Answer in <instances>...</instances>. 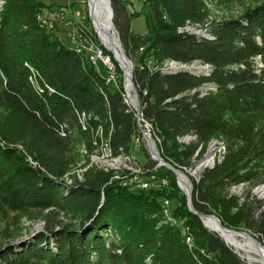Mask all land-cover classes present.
<instances>
[{"label":"trees","instance_id":"1","mask_svg":"<svg viewBox=\"0 0 264 264\" xmlns=\"http://www.w3.org/2000/svg\"><path fill=\"white\" fill-rule=\"evenodd\" d=\"M3 1L0 264H244L189 211L170 171L149 165L155 171L147 177L166 185L136 192L96 169L82 182L73 177L101 140L114 157L129 156L141 140L136 120L120 90L105 86L91 64L52 35L55 28L40 24L38 15L50 8L45 0ZM223 2L144 0L122 27L115 11L113 20L123 53L140 52L132 83L162 159L183 171L210 141L224 144L223 160L202 170L193 185V211L216 215L223 227L243 225L264 247V211L254 216L256 203H241L230 191L264 183V0L215 16ZM140 14L146 30L138 34L129 19ZM186 27L206 31L195 35ZM171 63H199L205 71L164 73ZM187 137L192 140L182 143ZM67 176L71 186L61 181ZM161 200L176 201L172 215L179 224L158 226ZM33 219L42 222L43 233L18 245L23 222Z\"/></svg>","mask_w":264,"mask_h":264},{"label":"rangeland","instance_id":"2","mask_svg":"<svg viewBox=\"0 0 264 264\" xmlns=\"http://www.w3.org/2000/svg\"><path fill=\"white\" fill-rule=\"evenodd\" d=\"M109 2H110V6L112 9V13H113L112 23H113L114 33L118 39L120 49L123 53L122 45H121V42L119 40L118 30L116 29L115 24H114V20H113L114 11H115V17L117 19L118 25H119V27H122L124 25V23H126L129 15L137 14L140 12L144 0H114V1L109 0ZM253 2H254V0H224V2L221 5H219L218 8H216L214 15L223 17V16H226V14H227V16H229L231 14H236V13L241 11L242 5H250ZM45 3L47 5H50V8H47L42 13V15H44V17H47V15L49 13H53L54 10L64 9V11H65V12H61L62 13L61 18H63V20L59 23H56V25L54 27L55 30H54V32H52V35H54V36L56 35L57 39L62 44L66 45V46L67 45L72 46V44L69 43L70 37H71L70 34L74 33V32L77 33L79 30L78 28L82 27V29H84L83 31H85L86 33H90L88 35H90V36H91V34L94 35V38L96 39V42H97V44H96L92 38L93 42L95 43L94 46L100 48L99 49V50H101L100 52L102 53V55L104 54V51L101 49L103 47V45L101 44L100 40L98 39V37L95 33V30L93 28V25H92L93 23H92L90 14H89V4H88L89 0H62V1H53V2L45 0ZM52 3H55V4H52ZM129 28H130V31H132L134 33H138V34L144 33L146 30L144 16L142 14H140L138 16L131 17L129 19ZM202 30L206 31V29H202ZM194 32H196V31L194 30L190 33H194ZM106 52L108 53V51H106ZM123 55L132 64L131 66L133 67L134 64L136 65L138 63V59L140 57V52L135 54L134 56H129V57H127L124 53H123ZM107 56H109L111 58L110 59L111 61L113 60L112 56L109 53L107 54ZM144 62L149 67L151 66V62L149 59H145ZM170 65L173 66L172 63L169 64V66ZM113 67L118 71V73H120V79L122 82L124 80L123 79V73L120 72L121 70H119V68L116 65ZM136 94H137V92H136ZM190 140H192V138L187 137V138L182 139L181 141H182V143L186 144ZM157 147H158V143L156 144L155 148H157ZM157 149H156V151H157L159 157L162 159V152L160 151L159 147ZM207 156L208 155H206V152L203 155H198L196 157V159L192 162L191 166L187 169H183V171L180 169H174L173 168L174 166L172 164L165 162L163 159L162 160L166 165L162 166L154 158L151 157V155L147 149V146L141 137V140H139V143H138V139L137 140L135 139V143L131 145L130 150H129V156H127V158H128L127 160H124L123 158L112 159L111 153L104 150V151H102L101 156H92L91 157L92 159L90 158L88 163H86L88 166L86 164H84L85 166L83 165V166H78L77 169L75 168L73 170L74 172H72V175L78 182H80V181L82 182L84 179V174L87 171H89L91 169H96V170H100L103 172L108 171V173H112L113 177L114 176L120 177V176H122L123 171H120L117 169L118 165H119V164H117V161H121L124 164H129L130 166L132 165L133 168L130 167L131 169H134V163H135L137 165V167H139V170H140V173L138 174L137 178H139V180H143V181L148 182L149 185H146V189L148 190V189H159L160 187H163L159 179H155L153 177H147L148 174L155 171V169H152L153 171L150 172V170L148 169L149 165L155 164L154 166L156 169H163L165 171H170L174 175V173L168 168V167H171L176 172H178V174L182 173L188 180L190 192L187 194V192L183 188V185L180 183L179 179L176 177V175H174L175 179H176L177 187L180 190V192L183 194V196L186 200V204H187V196H190V199H191L193 185H194V183H196L198 181L200 173L202 172V170H204V166L202 165V163L204 160H206ZM28 162L31 166H33L31 160H28ZM73 177L67 176V178H63L61 181H63L64 185L71 186L72 183L74 182ZM147 178H149V179H147ZM69 179H71V184H69L70 183ZM112 181H115V179H112ZM116 183H117V185H119L121 187L128 188L132 192H136V191L140 190L139 186L132 185V183H127V182H123V181H116ZM134 183H136V182H134ZM262 185H264V183L255 187V188H252V189H247L246 186L240 185V186L232 187L230 191L233 195L239 197L241 203L244 201V198L248 199V201H250V202H255L257 208L254 211V216H257L260 212L264 211V199L259 198L258 195L255 193V190ZM165 201L168 202L167 205H166ZM160 203H161V207H162V217L160 219L158 226L165 225V224H171V225L179 224V221L177 219H175L172 215V212H173L175 206L177 205L176 201H174V200H172V201L161 200ZM213 216H215L218 219V217L216 215H213ZM2 220H3L2 214L0 211V225L2 224ZM23 227H24V232H23L22 237L30 236L33 233H35L36 231H39V233H43V229H41L43 227V224L41 221H37L34 219L30 220V221L28 220V222H23ZM224 228L229 229V230H233L236 232H240L241 234L242 233L248 234L256 242H258L261 246H263V244L259 240L256 239L257 237H255L247 229L243 228V225H241V224H238L237 226H234L231 228L230 227H224ZM208 231L211 232L210 230H208ZM211 233H213V232H211ZM217 236H219V235H217ZM237 238H238V241L240 243H243L242 238H239V237H237ZM222 241L225 243L224 239H222ZM26 242H28V241H25L22 244V246ZM225 245H227L233 251V253H235L239 257V259L244 264H259L258 262L252 261V259H254V257L252 255H247L246 253L236 249L233 246L228 245L227 243H225ZM17 248H20V247L17 246ZM249 256H250V258H249Z\"/></svg>","mask_w":264,"mask_h":264},{"label":"bare ground","instance_id":"3","mask_svg":"<svg viewBox=\"0 0 264 264\" xmlns=\"http://www.w3.org/2000/svg\"><path fill=\"white\" fill-rule=\"evenodd\" d=\"M108 1L109 0H89V6H90L91 20L93 23L92 25H93V28L95 30V33H96L98 39L100 40L101 44L103 45V48L106 51H108V53L112 56L113 60L111 61L110 60L111 58L109 56H105L104 54L102 55V53L100 52L101 50H99L100 48L94 46L95 43L93 42L92 37L90 35H88L90 33H86L85 31H83L84 29H82V27L78 28L79 30L76 34H79V36H81V39L83 42H90L91 41L92 47L94 48V50L97 51L98 54H100L104 60H107V63L109 65H102V67H101L100 65L95 63L94 59H90L88 53L85 52L83 49L77 48L76 46H71V48L75 52V54H77V56H79V58L81 57L85 62L91 64L95 68L96 74L99 76H102L105 86H109V87L112 86V87L120 90L121 95H122L123 100H124V103L130 107V109L134 115V119L136 120V124H137V130H138L140 136L142 137V127L139 124V122H137V117L135 116V108L132 105L131 99L128 98V95H127V93H125V91H121V87H120L118 81L116 79H114L113 77H111L112 69H113L114 73H118V71L113 67L116 65L119 68V70H121L120 72H122L124 75L126 90H128V91L132 90L130 82L128 80L129 64L127 63V59L124 57V55L120 49L117 37L114 33L113 23H112V18H111V13H110V9H111L110 7L111 6L108 5ZM3 2H4L3 0H0V7L2 6ZM61 15H62V13H61ZM37 20L40 22V24L42 26H44L45 28H47L49 30L54 29V27H55V23L51 22V19H47V17H44V15H42V14L38 15ZM59 20H60V18H56V23H58ZM194 30L196 32L191 33V34L200 35V34L205 32L202 30H196V29L191 28V27L185 28V32H187V33H190ZM194 64H199V63H194ZM168 67H180V66H168ZM102 71L104 72V74H102ZM204 71H205V68H204L203 72ZM203 72H201V73H203ZM138 106L140 108L139 101H138ZM78 119H79V122L81 123L82 126L85 125L84 123H85L87 118L84 114L79 115ZM97 134H98V136H100L101 131H99V133H97ZM146 135H148V137L151 138L153 151H156V149L158 147L160 149V140L156 137V135L153 132L152 126L148 122H147V127H146ZM156 142L158 143L157 148H155L156 144H157ZM104 150L111 153L112 159H116V158H123L124 160L128 159L127 156L114 157L112 155V152L110 150L108 143L106 141H103V140H101V142L98 146V150L94 154H92L89 157V159L92 156H101L102 151H104ZM160 151H161V149H160ZM205 152H206V155H208V156L206 157V160L203 161L202 165L204 166V169L205 168L211 169L214 167L215 164L220 163L223 160L224 154H225V147H224V144L221 140L214 139V140L209 142ZM152 154H153V156L156 157V154L154 152H152ZM117 164H119L117 169L120 171H124L125 164L122 163L121 161H117ZM32 165L35 166L34 163ZM126 166H127V169L133 168V166L132 165L130 166L129 164H126ZM76 169H77V167H76ZM106 173H108V171ZM178 177H179L180 183L183 185L184 190L187 193H189L190 190H189V183H188L187 178L182 173H179ZM65 178H67V177H65ZM112 179H115V176L111 177V181H112ZM69 180H70L69 184H71V179H69ZM255 193L258 195L259 198L264 199V185L257 188L255 190ZM202 221L208 230L219 235L222 239L225 240V242L228 245L235 247L236 249L246 253L247 255H252L254 257V259H252V261L258 262L259 264H264V247L261 246L258 242L254 241V239L250 235L243 234V233L242 234L241 233H235V232L229 231L228 229L224 228L220 223H218L211 216L203 217ZM237 237L242 238L243 243H240L238 241ZM249 258H250V256H249Z\"/></svg>","mask_w":264,"mask_h":264},{"label":"built area","instance_id":"4","mask_svg":"<svg viewBox=\"0 0 264 264\" xmlns=\"http://www.w3.org/2000/svg\"><path fill=\"white\" fill-rule=\"evenodd\" d=\"M64 9H58V10H54L53 13H49L47 15V19H51V22L55 23L56 25V18H61V12H63ZM70 44H72V46H76L77 48L83 49L85 52L88 53L89 58L90 59H94L95 63H97L98 65H100L102 67V65H109L107 63V60H104L102 58V56L100 54H98L97 51L94 50V48L92 47V42H83L81 39V36H79V34L71 33L70 34ZM122 76V75H121ZM111 77H113L114 79H116L121 87V91H125V93H127L128 98L131 99L132 105L135 108V116L137 117V122H139V124L142 127V140L145 142L147 149L151 155L152 158H156L155 156H153L152 152H154L156 154V156L158 155L157 151H153L152 149V143H151V138L148 137V135H146V127H147V121L144 120L143 115H142V108H139L138 106V96L136 94V90L135 88L131 85V89L132 90H126L125 88V80H123L122 82L120 81V73H114L113 69H112V75ZM123 79H124V75H123ZM158 162V161H157ZM140 173L139 167H137V165L134 163V169H127V166L125 164V168L123 171L122 176L120 177H115V181H124L127 183H132V185H137L140 187V190L142 189H146V185H149L148 182L143 181V180H139V178H137L138 174ZM149 179V178H147ZM136 182V183H134ZM160 182L162 184V186L166 185V180L165 179H160ZM166 205L168 204V202H166Z\"/></svg>","mask_w":264,"mask_h":264},{"label":"water","instance_id":"5","mask_svg":"<svg viewBox=\"0 0 264 264\" xmlns=\"http://www.w3.org/2000/svg\"><path fill=\"white\" fill-rule=\"evenodd\" d=\"M89 4V3H88ZM108 5H110V2L108 1ZM111 8V7H110ZM110 13H111V18L113 17V13H112V9H110ZM89 14H90V6H89ZM90 17H91V14H90ZM118 40V39H117ZM127 63L129 64V70H128V80L129 82L131 83V85L134 87L133 83H132V64L127 60ZM183 69L185 71H188L190 74H199L200 72H203L204 68L202 66H200V64H192V65H189V66H184V67H165L163 68V72L164 73H172L178 69ZM156 161H158V163H160L162 166H165L166 164L163 162V160L157 155L156 158H155ZM173 173L174 175H176V177L179 179L178 177V172H176L174 169H172L171 167H168ZM188 194V193H187ZM187 207L189 209V211L191 213H193L194 215H196L201 223L203 224V226L205 227L203 221H202V218L205 217V215H197L193 209H192V204H191V199H190V196H187ZM211 217H213L218 223H220V221L213 215H209ZM43 228V227H42ZM41 228V229H42ZM229 230V229H228ZM229 231H232V232H235V233H240V232H236V231H233V230H229ZM39 233V231H36L35 233H33L32 235L30 236H27V237H21V239L18 240L17 244L20 245V244H23L25 241H27L28 239H31L35 234ZM221 238V237H220ZM255 241V240H254ZM226 243V242H225Z\"/></svg>","mask_w":264,"mask_h":264},{"label":"crops","instance_id":"6","mask_svg":"<svg viewBox=\"0 0 264 264\" xmlns=\"http://www.w3.org/2000/svg\"><path fill=\"white\" fill-rule=\"evenodd\" d=\"M53 2V1H52ZM52 4H55V3H52ZM63 12H65L64 10H63ZM63 20V18H60V20L58 21V23L59 22H61ZM55 37H56V35H55ZM57 38V37H56ZM67 47H70V45H67Z\"/></svg>","mask_w":264,"mask_h":264}]
</instances>
